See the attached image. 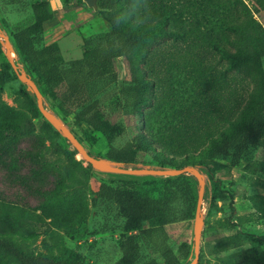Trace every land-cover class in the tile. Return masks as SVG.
Wrapping results in <instances>:
<instances>
[{
	"label": "trees",
	"instance_id": "obj_1",
	"mask_svg": "<svg viewBox=\"0 0 264 264\" xmlns=\"http://www.w3.org/2000/svg\"><path fill=\"white\" fill-rule=\"evenodd\" d=\"M171 1L98 0V9L109 31L103 38L96 39L97 42L85 39L81 58L68 62L63 61L56 43L37 47L51 16L46 2H30L32 22L14 29L9 43L17 64L33 80L40 94L53 102L60 116L72 113L69 107L73 105L74 96L85 92L90 83L109 76L117 78V61L122 63L126 82L119 86L109 105L115 106L114 114L118 112L132 121L138 119V124L133 122L130 127V140L121 147L113 145L122 130L105 115L108 108L98 101L72 113L75 123L86 125L104 141L105 153L98 160L124 169L203 167L208 172H217L219 164L211 168L208 162L217 163L230 157L231 164L236 165L248 149H264V27L254 18V11L245 0H225L229 16L223 15L215 3L212 8L209 0L206 5L204 0H185L178 10ZM252 1L264 7V0ZM196 9L203 13V22L210 25L208 31L219 34L209 45L217 60L226 65L220 71L211 68L206 56L196 51L181 66L176 60H169L171 67L181 68L184 81L190 80L189 89L183 91L189 98L181 94L182 102L178 105L169 102L171 110L163 117L169 116V123L163 120L158 125L173 126L171 130L175 134L163 133L162 141H158L152 136L150 114L144 112L155 105L154 82L147 78L142 65L150 49L161 41L181 40L187 42V49L192 51L193 41L189 36L197 33L198 28L178 27L177 23L183 24L182 18L187 16L190 23L195 20L197 25ZM0 32L5 34L2 23ZM245 81L250 84L249 89H245ZM185 83L188 82L182 85ZM61 87L65 89L63 94L59 92ZM223 92L226 97L220 102ZM170 96L175 97L172 91ZM19 123L18 113L8 107L0 109V132H17ZM40 145L41 142L36 146ZM35 156L34 151L21 149L18 144L0 143L1 179L19 192V201L0 198V237L18 232L30 234L34 230L33 222L56 229H72L87 214V205L81 198L60 196L58 172L38 163ZM196 184L189 177L178 176L145 177L142 186L130 190L100 185L96 196L115 203L124 219L117 242L120 258L116 264H184L189 258L190 245L182 242L172 249L164 227L195 218ZM30 198L35 200L34 206L21 203ZM177 205L181 208L177 209ZM251 205L264 218V196L252 197ZM229 209L231 218L234 214L232 200ZM86 236L84 231L78 239ZM142 245L152 254L145 262H141ZM0 249L18 264H82L74 250L59 258L25 255L1 240ZM234 258L235 264L263 263L252 250L240 251ZM0 264H5L1 257Z\"/></svg>",
	"mask_w": 264,
	"mask_h": 264
},
{
	"label": "rangeland",
	"instance_id": "obj_2",
	"mask_svg": "<svg viewBox=\"0 0 264 264\" xmlns=\"http://www.w3.org/2000/svg\"><path fill=\"white\" fill-rule=\"evenodd\" d=\"M179 1L170 2L175 10L181 9L185 2V0ZM30 2H46L51 16L44 25L37 47L56 43L64 62L81 58L85 39H100L109 31V25L102 18L100 10H93L83 0H0V23L4 25L5 36L8 40L11 39L14 29L24 28L32 22L28 6ZM205 3L208 4L207 0H204ZM213 3L223 11V15H230L227 12L225 0H209L212 8ZM245 3L254 11V18L264 27V7H260L252 0H245ZM195 12L197 25L195 20L190 23L187 16L182 18L183 24L177 23L178 27L198 28V34L189 36L190 41L194 43L191 44L192 51L187 49V42L181 40L161 41L150 49L146 62L142 65L147 78L154 82L153 103L155 105L144 112L150 114L152 119L150 127L154 129L152 136L158 141L161 140L163 133H168V136L175 134L171 130L173 126H169L168 129L158 125L163 120L169 123V116L163 119L164 115L171 110L169 102L178 105L182 102L181 94L184 98H189L185 92L183 94V91L189 89L190 80L185 79L184 81L181 68H178V65L171 67L169 60L174 59L181 66L185 59L196 51L206 56L211 68L220 71L226 65L217 60V56L211 52L209 45L212 40L218 38L219 34L210 33L208 31L210 25L206 21L203 22V13L198 9ZM0 44L2 45L0 48V109L8 107L20 115V129L17 132H0V143H15L21 149L34 151L36 153L34 159L38 163L45 164L58 172L60 196L81 198L87 205L85 218L72 229H56L33 222L34 230L30 231V234L18 232L2 236L0 240L16 247L25 255L59 258L68 251L74 250L80 255L82 264H116L120 258L117 242L122 234L124 219L115 203L97 197L96 192L102 184L122 190L136 189L143 185V179L146 176L120 175L95 169L67 141L62 131L54 128L39 110L32 90L19 79L18 73L7 60L5 41L1 35ZM10 51L14 53L11 48ZM14 57L12 59L17 62L16 55ZM116 66L117 78L109 76L93 81L85 88V92L74 96L73 105L69 109L74 114L81 106L93 101L104 105L108 108L105 115L118 124L119 129L122 130L121 136L113 143L114 146L121 147L131 138L132 123L138 124L139 121L137 118L132 121L130 120L132 118L120 116L118 112L114 114L115 106L109 105L115 98L119 86L126 82L127 77L120 61H117ZM262 66L264 70V58ZM183 82L188 83L182 85ZM245 84V89H249L248 81H245ZM171 91L175 99L170 96ZM59 92L65 93L64 87H61ZM225 97L226 92H223L222 97L219 96L220 102ZM42 105L46 111L59 117L78 141L82 151L89 157L97 161L98 157L105 153L104 141L93 134L86 125L75 123L72 113L60 116L53 107V102L43 96ZM153 121L156 124H153ZM46 122L52 128H49ZM192 123L195 124V120ZM147 129L146 132H149ZM168 136L164 138L169 139ZM40 142L41 145L36 146ZM71 155H74L73 160ZM99 161L104 162L103 165L98 162L99 166L117 169L116 165L103 160ZM216 164H219L217 172H208L203 167L197 168L202 178L193 172H187L184 175L197 183L195 186L196 205L200 182H204L200 211L201 223L198 228V255L195 256L194 251L195 219L165 225L168 243L174 250L182 242L190 245L189 258L184 264H192L193 261H196V264H235L237 260L234 256L245 250L254 251L264 264V218L256 213L251 205L252 197L264 196V149H248L236 165L231 164L230 157L217 161V163L208 162L211 168ZM139 168H146V166ZM2 175L3 173L0 172V198L17 200L19 192L16 188L5 185L1 179ZM231 200L234 214L229 218ZM21 203L34 206L35 200L30 198ZM180 208V205H177V209ZM84 231L87 232V236L84 239H78ZM141 255V262H145L151 258L152 254L145 245H142ZM0 257L5 264H18L13 257L1 249Z\"/></svg>",
	"mask_w": 264,
	"mask_h": 264
},
{
	"label": "water",
	"instance_id": "obj_3",
	"mask_svg": "<svg viewBox=\"0 0 264 264\" xmlns=\"http://www.w3.org/2000/svg\"><path fill=\"white\" fill-rule=\"evenodd\" d=\"M85 4L92 8L93 10L97 11L98 9V0H83ZM0 35L3 37L5 41V56L7 60L9 61L10 65L13 67V69L18 73L19 79L27 84L28 87L32 90V93L35 95L37 99V105L39 110L43 113V115L46 117V119L54 126L56 129H60L62 133L64 134L65 138L69 143H71L76 151L81 153L87 161L92 164V166L102 172H108V173H115V174H120V175H128V176H146V177H157V178H167V177H178V176H184L187 172H193L197 175H199L201 178L202 176L199 174L197 169L193 168H182V169H149V168H137V169H124V168H119L116 164H109L111 165H116L117 169L113 170L111 168H104L100 167L97 165L99 160H94L91 157H89L85 152L82 151V148L78 141L73 137L71 132L68 130V128L63 124V122L53 113L46 111L43 108L42 105V96L30 77L26 76L25 72L23 71L22 67L17 64L16 61H14L11 57L10 54V43L8 38L5 36L3 32H0ZM106 162V161H105ZM203 194H204V182H200L199 186V192H198V199H197V205H196V211H195V238H194V251H195V256L198 255V246H199V226L201 223V216H200V211H201V204H202V199H203ZM192 264H196V261H193Z\"/></svg>",
	"mask_w": 264,
	"mask_h": 264
},
{
	"label": "bare ground",
	"instance_id": "obj_4",
	"mask_svg": "<svg viewBox=\"0 0 264 264\" xmlns=\"http://www.w3.org/2000/svg\"><path fill=\"white\" fill-rule=\"evenodd\" d=\"M10 54H12L11 57L15 58V57H14V56H15L14 53H12V52L10 51ZM103 163H104V162H100L99 164H100V165H103ZM100 167H102V166H100ZM104 168H107V167H104Z\"/></svg>",
	"mask_w": 264,
	"mask_h": 264
}]
</instances>
